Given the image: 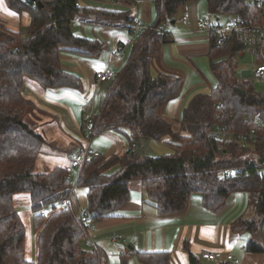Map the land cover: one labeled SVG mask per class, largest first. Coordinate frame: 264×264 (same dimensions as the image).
Here are the masks:
<instances>
[{
  "label": "trees",
  "instance_id": "obj_1",
  "mask_svg": "<svg viewBox=\"0 0 264 264\" xmlns=\"http://www.w3.org/2000/svg\"><path fill=\"white\" fill-rule=\"evenodd\" d=\"M37 1L5 0L10 10L28 13L26 35L6 30L0 23V264H106L100 250L82 247L83 227L73 211L60 208L69 191L64 169L34 172L44 139L26 120L35 105L22 96L21 87L27 77L46 89H80L79 77L61 68L60 52L66 49L96 56L104 44L74 33L73 21L88 14L124 17L126 22L132 19L124 11L80 7L78 0ZM194 1L198 0H154L152 25L171 23L183 6ZM204 1L208 14L215 18L238 13L259 16L262 6L244 0ZM170 41L169 32L139 34L130 59L115 73L101 109L94 115L98 132L127 128L130 134L124 153H99L83 164L78 186L87 189L89 220L114 218V212L128 200L130 181L140 182L159 216L183 213L194 194L201 196L205 209L217 212L230 194L244 193L257 218L239 219L233 231L249 234L248 252L264 253V146L231 142L218 149L220 142L207 137L216 123L234 131L252 129L258 115L264 123V92L257 91L253 81L235 79L230 59L241 49L239 43L231 40L221 45L211 36L207 56L216 85L207 94L190 98L181 112L184 133L174 131L157 115V109L178 93L181 82L177 74L159 65L161 47ZM140 138L163 140L174 152H131V144ZM20 192L30 196L32 227L37 232L35 261L24 254L25 228L13 200ZM131 256L140 264H168L170 253L121 252V264H129ZM188 259L189 264H197L190 252Z\"/></svg>",
  "mask_w": 264,
  "mask_h": 264
},
{
  "label": "crops",
  "instance_id": "obj_2",
  "mask_svg": "<svg viewBox=\"0 0 264 264\" xmlns=\"http://www.w3.org/2000/svg\"><path fill=\"white\" fill-rule=\"evenodd\" d=\"M112 1L115 0L77 2L80 7L124 11L127 12L128 18L132 19V22H126L124 17L113 18L114 23L103 24L92 19L97 18L96 16L103 17L102 15L88 14L86 17L77 18L76 23L73 22L72 25H76V34L104 44L103 50L96 56H87L84 52L66 49L60 52L61 68L79 77L80 89H46L30 78L24 77L22 80V96L35 105L26 120L44 139L34 162L36 173H49L55 167L64 168L71 161L76 145L84 142L81 129L84 115L100 111L109 87V83L96 82L94 69L109 67L116 73L131 57L136 41L132 40L131 32L134 19L139 18L146 25L154 21V0H130L128 3L133 6L126 11L112 7ZM185 6L190 12L188 24H183L180 19L183 8L178 11L171 23L164 24L171 35V41L162 45L159 57L160 67L166 72L177 74L181 82L178 93L157 109V115L168 122L174 131L180 133H184L180 120L183 108L190 98L198 93L196 91H203L208 87L205 84L204 60L206 58L208 60L209 36L200 32L197 26L198 19L202 18L203 5L198 0ZM79 20L83 21L80 25L77 24ZM0 23L6 30L21 32L23 36L26 35L29 15L27 12L17 13L10 10L5 0H0ZM168 24L171 26L168 27ZM101 133L102 135L98 136ZM99 134L91 140L92 150L104 155L122 154L127 150V135L130 134L127 128L106 130ZM159 141L162 143L140 138L135 141L136 150L143 145L146 154L155 155L157 151L166 149H163V144H168L163 140ZM83 188L80 191L75 189V196L70 201V209L74 213L78 208L86 207L87 189ZM128 190V200L114 212L115 217L95 222L90 234L98 250L105 256L106 264H109L111 255H119L126 251H168L170 253L168 264H189V252L194 255L197 264H264V253H251L246 250L249 234L233 231V225L239 219L257 218L255 211L248 204L246 194H230L222 209L217 212L205 209L201 196L194 194L183 213L159 216L149 201H145L139 181H130ZM13 200L16 206L15 196ZM25 200L30 204L28 193L18 197V201L22 203H25ZM26 214L32 217L31 210ZM85 242L84 238L82 247H85ZM217 250L231 254L233 259L212 262L200 256L203 251ZM24 254L28 259L25 245ZM134 259L137 260L131 256L129 263L135 264L132 263Z\"/></svg>",
  "mask_w": 264,
  "mask_h": 264
},
{
  "label": "built area",
  "instance_id": "obj_3",
  "mask_svg": "<svg viewBox=\"0 0 264 264\" xmlns=\"http://www.w3.org/2000/svg\"><path fill=\"white\" fill-rule=\"evenodd\" d=\"M153 1V0H149ZM259 4V2H255ZM114 8L118 10H127L133 5L127 3L126 0L112 1ZM181 21L183 24H188L190 12L187 6L182 7ZM259 16L242 14H228L224 22H220L219 18L212 16V19H198L197 26L200 32L213 36L215 43L224 45L231 40L239 43L241 49L235 55L242 58L246 53L256 57L257 64L253 70H242L241 77L237 80L239 83H247L249 81L264 83V5L259 9ZM74 23L77 21L74 20ZM143 31H155L157 33L167 32L164 25H146L141 19L136 18L133 21L131 32L132 40L136 39ZM115 77L114 71L109 67H98L94 69V78L97 83H109ZM230 115L233 112L230 111ZM94 113L88 112L82 119L81 128L84 133V142L76 145L75 153L71 161L64 166L65 178L69 184L67 197L61 202V207L70 208V201L75 196V189L79 181L83 164L89 156L95 157L100 155L99 152L90 148L92 136L97 133V121L94 119ZM220 115L216 114L218 118ZM95 120V121H94ZM247 120V119H245ZM255 127L250 130L234 131L229 129L225 124L216 123L208 131L209 139L218 140L220 145L218 149H222L226 143L244 142L251 144H261L264 146V123L260 115L255 120ZM131 152L136 151V143L131 144ZM74 213V212H73ZM79 225L83 227L84 238L86 239L85 247L89 250H98L95 240L90 236L94 229L95 223L89 220L87 209L78 208L74 213ZM201 258L212 262H221L232 260L233 256L223 251H203Z\"/></svg>",
  "mask_w": 264,
  "mask_h": 264
},
{
  "label": "rangeland",
  "instance_id": "obj_4",
  "mask_svg": "<svg viewBox=\"0 0 264 264\" xmlns=\"http://www.w3.org/2000/svg\"><path fill=\"white\" fill-rule=\"evenodd\" d=\"M202 5H203V11H202V18H205V19H212V16H210L207 12V6L205 4V1L204 0H199ZM245 3L247 4H251V3H255V2H259L260 5H264V0H244ZM112 6V5H110ZM113 7V6H112ZM27 15V14H25ZM96 16V15H94ZM97 18H92L94 22H98V23H103V24H107V23H111L113 22L112 19H108V18H104V17H100V16H96ZM219 21L220 22H224L227 18V15L226 14H222V15H219ZM83 21L82 20H79L77 24H82ZM171 26V24H168V27ZM72 29H73V32L74 33H77V29H76V25H73L72 26ZM231 61V64L234 68V76H235V79L238 80L240 77H241V72L242 70H253L256 66H258L257 64V60H256V57L246 53L242 58H239L238 56L234 55L231 57L230 59ZM204 63H205V67H206V70H205V79H206V86H208L207 88H205L203 91H196L198 93H203V94H207L212 86H215L216 85V79L215 77L213 76L212 72L210 71V68H209V63H208V60L207 58L204 60ZM255 85V88L257 91L259 92H264V83H261V82H255L254 83ZM210 85V86H209ZM82 129V128H81ZM102 132V131H101ZM100 132L97 131L96 134H99ZM82 134H83V138H84V133L82 131ZM95 134V135H96ZM93 135L92 138L95 136ZM102 135L99 134L98 136ZM92 140V139H91ZM155 142L157 143H162V141H159V140H154ZM163 149L166 148L165 150L163 151H157L156 154H171L174 152V148L172 146H169L168 144H163L162 145ZM143 145L140 146V148L136 151H138L140 154H143V153H147L144 149H143ZM76 189H78L80 191V189H84L83 187H80L78 186V183H77V186H76ZM144 194V193H143ZM22 195H25L24 192H20V193H15L14 196L16 197V206H15V209L16 211L18 212V214H20L21 216V219L24 223V228H25V233H26V241H25V249H26V257L31 260V261H35L37 256L36 255V234L37 232H35L33 230V227H32V221H31V216L26 214V212H30V204L26 202L25 200V203H22L20 201H18V197H22ZM22 199V198H21ZM144 199L145 201H148V199L146 198L145 194H144ZM102 257L104 258V256L102 255ZM111 259V261H110ZM110 259H109V264H121L120 262V259H119V255H111L110 256ZM132 263H135V264H140L137 260H133ZM130 264V263H129Z\"/></svg>",
  "mask_w": 264,
  "mask_h": 264
},
{
  "label": "water",
  "instance_id": "obj_5",
  "mask_svg": "<svg viewBox=\"0 0 264 264\" xmlns=\"http://www.w3.org/2000/svg\"><path fill=\"white\" fill-rule=\"evenodd\" d=\"M33 1H37V0H33ZM37 3H38L39 5H42L41 1H37ZM261 162L264 163V159H261Z\"/></svg>",
  "mask_w": 264,
  "mask_h": 264
}]
</instances>
